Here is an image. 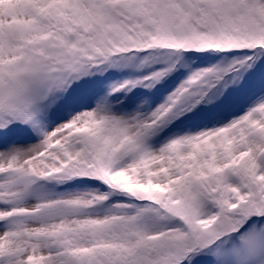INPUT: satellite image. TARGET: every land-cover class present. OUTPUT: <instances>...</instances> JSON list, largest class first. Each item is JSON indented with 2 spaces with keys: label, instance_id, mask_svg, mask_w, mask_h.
<instances>
[{
  "label": "snow or ice",
  "instance_id": "obj_1",
  "mask_svg": "<svg viewBox=\"0 0 264 264\" xmlns=\"http://www.w3.org/2000/svg\"><path fill=\"white\" fill-rule=\"evenodd\" d=\"M0 264H264V0H0Z\"/></svg>",
  "mask_w": 264,
  "mask_h": 264
}]
</instances>
